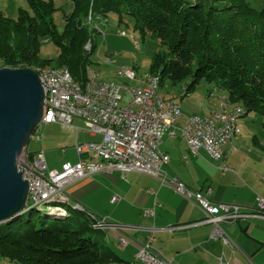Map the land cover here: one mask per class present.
Segmentation results:
<instances>
[{
  "label": "trees",
  "instance_id": "obj_1",
  "mask_svg": "<svg viewBox=\"0 0 264 264\" xmlns=\"http://www.w3.org/2000/svg\"><path fill=\"white\" fill-rule=\"evenodd\" d=\"M16 17L0 10V67L66 66L78 80H86L90 67L84 44L95 37L90 21L109 14L118 23L132 19L133 29L158 42L148 74L172 84L187 81L185 94L206 81L241 106L244 116L254 112L264 125V8L245 0H69L59 30L53 20L54 0H27ZM51 40L56 57H43L42 45ZM26 160L33 152L25 149ZM61 207L64 213L50 212ZM34 210L41 212L35 215ZM69 210L83 215L74 222ZM95 217L69 206L49 202L35 205L0 223V257L10 264H117L124 259L91 234Z\"/></svg>",
  "mask_w": 264,
  "mask_h": 264
},
{
  "label": "crops",
  "instance_id": "obj_2",
  "mask_svg": "<svg viewBox=\"0 0 264 264\" xmlns=\"http://www.w3.org/2000/svg\"><path fill=\"white\" fill-rule=\"evenodd\" d=\"M100 77L104 79L101 71ZM162 87L161 83L160 95L174 98L181 109L173 134L164 133L159 144L169 158L163 165L167 175L176 176L188 188L201 191L213 202L243 206L246 208L243 210L250 212L258 196L264 199V143L255 135L249 137L243 132L237 119L239 133L223 146L220 159H210L203 149L198 155L187 154L178 127L191 114L211 116L219 111V97L223 93L217 88L206 89L205 97V89L197 92L195 88L185 94L181 87L179 94L166 86L165 91L161 90ZM72 124L80 130L75 132L58 122L43 124L42 144L32 152L34 155L42 151L48 169L60 170L63 163H76L79 159L74 147L76 141L101 139V134L89 132L80 118H74ZM220 165L227 169L220 170ZM64 190L68 203L80 204L96 218L128 226L122 230H100L107 238V247L124 259L117 264H145L135 258V252L148 236L153 251L169 264H264V217L223 222L221 228L227 242L212 238V225L200 223L203 214L195 201L184 198L151 175L130 171L121 178L118 172L95 173ZM146 210H152L153 214L146 216ZM120 237L127 240L123 246L119 245Z\"/></svg>",
  "mask_w": 264,
  "mask_h": 264
},
{
  "label": "built area",
  "instance_id": "obj_3",
  "mask_svg": "<svg viewBox=\"0 0 264 264\" xmlns=\"http://www.w3.org/2000/svg\"><path fill=\"white\" fill-rule=\"evenodd\" d=\"M94 28L101 32V28ZM105 61L111 60L106 58ZM118 68L124 69L126 73L124 67ZM39 76L45 97L40 124L58 122L78 132L80 128L73 125L72 121L80 118L86 129L91 133H100L101 139L98 142L76 141L74 147L79 156L78 161L74 164L63 163L60 170L47 168L42 151L35 152L30 161L26 160L24 152L22 160L26 166L21 169L23 178L28 182L31 202L43 205L51 197L68 200L65 187L95 173L118 172L123 178L127 172L134 171L151 175L184 198L193 199L203 214L200 223L212 225V238L227 242L221 228L223 222L250 216L264 217V199L259 196L255 205L249 208L251 211L247 212L243 206L213 202L201 191L188 188L176 176L167 175L163 165L167 164L169 158L160 150L159 144L164 133L173 134L174 123L181 115V109L176 106L174 99L156 98L152 93V83L150 88H124L113 82L99 83L98 77L89 75L81 81L74 78L66 66L63 71ZM121 89L125 90L127 100L122 97ZM233 118L235 116L232 114L222 111H216L211 116L189 115L187 122L178 127L186 142L187 154L198 155L199 150L203 149L210 159H220L223 146L234 138L236 132ZM218 168L227 169L225 165ZM206 191L209 192V188ZM152 214V210L145 211L146 216ZM100 220L107 228L122 230L128 227L106 218ZM126 243V238L120 237L119 245ZM135 258L145 264H169L153 251L149 236L136 250Z\"/></svg>",
  "mask_w": 264,
  "mask_h": 264
},
{
  "label": "rangeland",
  "instance_id": "obj_4",
  "mask_svg": "<svg viewBox=\"0 0 264 264\" xmlns=\"http://www.w3.org/2000/svg\"><path fill=\"white\" fill-rule=\"evenodd\" d=\"M245 1L255 9L264 8V0ZM0 3L2 5L0 10H3L9 17H16L19 7L27 10L30 9L27 0H0ZM54 3L57 9L53 12V20L57 28L61 30L64 24L63 15L69 14L72 11V3L69 0H54ZM91 23L93 26L101 28V32L95 30V37L91 41L94 44V48L92 52L89 53V59L91 61L89 68L94 69L99 74L101 71V75L108 82H113L118 85H135V82L132 80H127L124 77L118 76V67L122 66L132 70L137 77L146 75L149 71L152 56L159 48L157 40L149 34H146L143 37L140 33L135 31L133 29L132 19L129 16L125 17L124 23H118L113 14H109L104 21H91ZM120 32H123L124 34H121ZM132 38L136 39L138 43L137 47ZM41 53L43 57L54 59L57 55L55 44L51 40H46L42 45ZM106 58H110L111 62L106 63ZM187 81L188 80L172 84L169 79H164L162 81L163 87L161 90L165 91L164 88L166 86L170 90L179 92L180 94L181 87H183ZM204 89L205 92L206 89L211 90L213 89V85L206 81H201L197 85L196 91L198 92ZM120 93L123 98H126L124 100L128 99V96L125 95V90L121 89ZM207 95L206 92L205 97ZM123 103L124 101L121 102V104ZM238 123H240V126L243 128V132L247 133L249 137L255 135L264 143V125L261 116L254 112H249L243 117H239ZM43 124L44 122L36 127L35 133L32 135L27 147L29 151H36V149H39L38 147L42 144L43 135L45 133ZM80 134L82 133H79V135ZM36 136H41V140H37ZM58 150L61 151L62 148L59 147ZM69 206L73 207V204L69 203ZM27 210H29V208ZM68 212L74 222L78 221V223H81L84 220L83 215L80 213L72 210H69ZM34 213L37 216L41 215V212H38L37 210H34ZM91 234L96 236L101 243H104L107 246V238L103 232L91 231ZM0 264L10 263L0 257Z\"/></svg>",
  "mask_w": 264,
  "mask_h": 264
},
{
  "label": "water",
  "instance_id": "obj_5",
  "mask_svg": "<svg viewBox=\"0 0 264 264\" xmlns=\"http://www.w3.org/2000/svg\"><path fill=\"white\" fill-rule=\"evenodd\" d=\"M44 105L37 71L0 67V223L35 206L23 178L22 155L41 122Z\"/></svg>",
  "mask_w": 264,
  "mask_h": 264
},
{
  "label": "bare ground",
  "instance_id": "obj_6",
  "mask_svg": "<svg viewBox=\"0 0 264 264\" xmlns=\"http://www.w3.org/2000/svg\"><path fill=\"white\" fill-rule=\"evenodd\" d=\"M87 22H91L90 21V16H88ZM120 33L124 34L123 32H120ZM132 39H133V42H134L135 46L137 47L138 43H137L136 39L135 38H132ZM83 48H84V50L86 52L91 51L92 42L90 40H88L86 42V45L83 46ZM105 62L106 63H110L111 61H105ZM125 69H126V73L124 72V69L118 68V73H117L118 76L124 77L127 80L128 79L132 80L133 82H135V85L130 86L128 84H126V85H118L117 84L118 86L124 87V88H139V87H141V88H150V84L152 83V93L155 94L156 98H161L163 100H173L174 99V98H163L160 95V92H159V78H158L157 75H153V74H148L147 73L144 76L137 77L132 70H129L127 68H125ZM63 70H64V66L46 67V68L41 69L38 72V74H40V75L54 74L56 72H60V71H63ZM87 75L98 77L99 83H111V82H108V81L102 79L100 77V74L97 71H95L94 69L89 68L87 70ZM219 101H220V109H219V111H222L223 113L232 114V116H235V118H233V128H236V132H234V137H235L239 133V127H238L237 119L239 117H241V115L243 114V109L239 105L230 104L228 99H227V97H226V95L222 94L219 97ZM224 101H228V102H224ZM176 106L178 108H180V106L177 103H176ZM226 106H230V109L226 108ZM49 202H56L58 204H66V203H68V200L63 198V197H51L48 200V203ZM33 203L35 205H42V204H40V202H33ZM73 208L85 211L87 214L90 215V213L88 211H86L82 206H79V204H77V203L73 204ZM50 212H55V213L62 214V213H64V210L61 207H56L54 209H51ZM95 219L96 220L93 222V227L95 229L103 230V229L107 228V227H105L104 222H102L100 220V218H95Z\"/></svg>",
  "mask_w": 264,
  "mask_h": 264
}]
</instances>
